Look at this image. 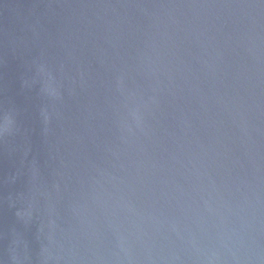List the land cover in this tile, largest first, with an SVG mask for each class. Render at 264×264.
I'll use <instances>...</instances> for the list:
<instances>
[{
  "label": "water",
  "instance_id": "1",
  "mask_svg": "<svg viewBox=\"0 0 264 264\" xmlns=\"http://www.w3.org/2000/svg\"><path fill=\"white\" fill-rule=\"evenodd\" d=\"M0 264H264V0H0Z\"/></svg>",
  "mask_w": 264,
  "mask_h": 264
}]
</instances>
